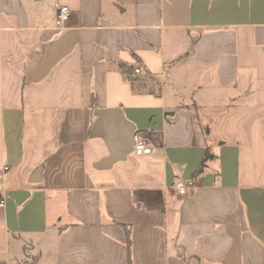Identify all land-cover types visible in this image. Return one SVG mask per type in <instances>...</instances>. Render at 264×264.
Here are the masks:
<instances>
[{
    "label": "crops",
    "instance_id": "1",
    "mask_svg": "<svg viewBox=\"0 0 264 264\" xmlns=\"http://www.w3.org/2000/svg\"><path fill=\"white\" fill-rule=\"evenodd\" d=\"M5 164L0 264H264V0H0Z\"/></svg>",
    "mask_w": 264,
    "mask_h": 264
},
{
    "label": "built area",
    "instance_id": "2",
    "mask_svg": "<svg viewBox=\"0 0 264 264\" xmlns=\"http://www.w3.org/2000/svg\"><path fill=\"white\" fill-rule=\"evenodd\" d=\"M56 19L57 26L60 29H65L70 20V8L67 5H56ZM140 69H136L135 73H140ZM158 153L157 145L146 135L136 134L134 136V154L137 156L142 155H153ZM10 171V166L5 164L0 166V177L6 175ZM172 189L179 195H185L190 190L196 188V182L192 180H185L180 177L174 178ZM6 197L0 196V209L5 208L6 206Z\"/></svg>",
    "mask_w": 264,
    "mask_h": 264
},
{
    "label": "trees",
    "instance_id": "3",
    "mask_svg": "<svg viewBox=\"0 0 264 264\" xmlns=\"http://www.w3.org/2000/svg\"><path fill=\"white\" fill-rule=\"evenodd\" d=\"M119 69L120 71L124 74V76L130 80L132 83L135 81L134 79V72L136 71V69H143V66L141 63L137 64V65H133V64H128L125 62H119L118 63ZM216 158V156L210 152L209 148H206L205 150V154L204 157L202 159V162L200 164V167L194 171L193 173V178H197L199 177L201 174L204 173V171L206 170V168L209 165V162H211L212 160H214ZM126 231H127V235H128V249H129V264H131V237H130V227L126 226Z\"/></svg>",
    "mask_w": 264,
    "mask_h": 264
}]
</instances>
